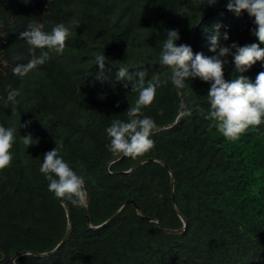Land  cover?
Segmentation results:
<instances>
[{"label":"trees","instance_id":"obj_1","mask_svg":"<svg viewBox=\"0 0 264 264\" xmlns=\"http://www.w3.org/2000/svg\"><path fill=\"white\" fill-rule=\"evenodd\" d=\"M226 3L0 0V125L16 128L11 165L0 170V264H264V123L236 141L225 139L202 115L210 107V83L186 78L177 88L170 69L159 65L173 29L177 46L187 44L205 57L216 54L209 37L217 24L221 45L264 48L251 31L254 17L246 11L237 16ZM29 23L43 24L46 32L64 23L71 36L63 54L50 53L45 64L20 78L13 68L41 52L18 38ZM97 54L107 58L103 73ZM222 59L226 80L243 75L254 81L264 71L261 61L241 73L232 56ZM122 65L128 76L118 79ZM141 71L145 85L157 77L168 81L142 110L164 127L152 132L154 147L144 155H113L105 129L114 119H127L137 98L131 87ZM10 86L20 90L18 105L7 102ZM28 134L34 140L26 148L21 137ZM55 140L63 141L60 155L84 177L85 206L63 201L65 208L39 171ZM146 157L163 161L172 172L173 202L170 174L160 162L125 171ZM126 198L165 228L183 227L178 209L183 230L163 231L131 204L103 223Z\"/></svg>","mask_w":264,"mask_h":264},{"label":"clouds","instance_id":"obj_2","mask_svg":"<svg viewBox=\"0 0 264 264\" xmlns=\"http://www.w3.org/2000/svg\"><path fill=\"white\" fill-rule=\"evenodd\" d=\"M28 0H25L27 3ZM214 5L217 0H195L196 6L205 3ZM226 7L229 11L239 16L246 11L250 17H254L256 27L252 33L260 44H264V0H227ZM78 26L79 21H73ZM44 25L29 23L18 38L30 45V50L40 49L38 56L27 63L17 64L13 68V74L23 78L45 64L50 59V53L63 54L66 41L71 36V31L64 23L55 24L50 31L43 30ZM220 25L214 26V32L209 37L210 51L216 53L211 57H205L202 53H193L187 44L176 45L180 39L178 31L169 30L159 54V65L170 69V81L177 88H183L186 78H200L209 82L207 100L209 110L202 115L205 120L213 122L210 127L216 130L229 141H236L245 134L250 127H258L264 123V71H260L254 81L241 75L235 79L226 80L223 68L226 60L222 57L232 56L235 71L244 72L251 68L257 61L264 66V48L257 43L238 46L233 42L229 46L220 44ZM228 34H223V39L228 40ZM46 49V50H45ZM235 49V51H232ZM106 57L103 54L95 56L96 65L103 73ZM127 66H120L117 78L128 76ZM103 75V74H102ZM139 79L132 84L131 91L137 93L135 102L128 106L126 120L114 119L106 127L108 138L107 150L113 155L137 158L144 155L154 147V141L150 139L152 131L156 128L154 120L143 114V109L150 106L155 99L156 90L167 80L161 81L158 77L145 85V73L138 72ZM127 87V85H125ZM19 89H11L7 93V102L18 105L16 99L20 96ZM191 115V110L184 113ZM26 125H21V127ZM16 128L0 125V170L11 165L13 155L11 149L15 142ZM31 134L21 137V142L27 148L33 144ZM63 148L62 140H55V147L43 154V161L39 171L48 182V190L56 198L70 202L73 206H85L86 190L84 177L78 175L62 158L60 151ZM83 169V165H79Z\"/></svg>","mask_w":264,"mask_h":264},{"label":"water","instance_id":"obj_3","mask_svg":"<svg viewBox=\"0 0 264 264\" xmlns=\"http://www.w3.org/2000/svg\"><path fill=\"white\" fill-rule=\"evenodd\" d=\"M243 11V10H242ZM182 109V107L180 108V110ZM164 126H160V127H156L153 131H156V130H158V129H161V128H163ZM152 131V132H153ZM115 159V158H114ZM149 160H156V161H158V162H160L166 169H168V167H167V165L163 162V161H161V160H158V159H156V158H153V157H146V158H143V159H141L140 161H138V162H136L135 164H133L131 167H129V169H127V170H125V171H130V170H132V169H134L135 167H137L138 165H140L142 162H144V161H149ZM105 169H106V171L107 172H109V170H108V164H106V167H105ZM124 171V172H125ZM168 171H169V174H170V192H171V199H172V202H173V177H172V172L168 169ZM85 187V186H84ZM86 190V189H85ZM58 200L62 203V205L65 207V204L63 203V201L61 200V199H59L58 198ZM86 202H87V192H86ZM127 204H131L133 207H134V209H135V211H136V213L139 215V216H141L142 218H145V219H147V220H151V221H154V222H156L157 223V225H158V227H159V229H161V230H163V231H166V232H178V231H180V230H183V228H184V224H185V221H184V218H183V216H182V214L180 213V211L178 210V209H176L175 208V211H176V213L178 214V216L180 217V219L182 220V222H183V227L182 228H180V229H172V228H165V227H163L160 223H159V221L157 220V219H155V218H152V217H149V216H146V215H142L141 213H140V211H139V207H138V205L136 204V202L133 200V199H131V198H126L125 200H124V202L122 203V205L108 218V219H106L103 223H105L106 221H108L109 219H111L112 217H114L118 212H120V210L124 207V206H126ZM86 205V204H85ZM66 208V207H65ZM66 214H67V216H68V212H67V209H66ZM87 222H88V218H87ZM97 226H100V225H97ZM97 226H93V227H97ZM68 232H69V224L67 225V228H66V230H65V232H64V234H63V236H62V238H61V240L59 241V243L57 244V245H60L63 241H64V239L66 238V236H67V234H68ZM51 251H49V252H46V254H48V253H50ZM16 256V254H14L13 255V257L11 258V260H13L14 259V257Z\"/></svg>","mask_w":264,"mask_h":264}]
</instances>
